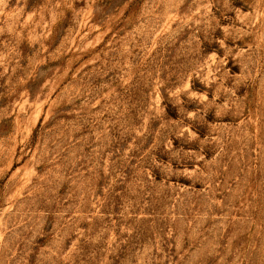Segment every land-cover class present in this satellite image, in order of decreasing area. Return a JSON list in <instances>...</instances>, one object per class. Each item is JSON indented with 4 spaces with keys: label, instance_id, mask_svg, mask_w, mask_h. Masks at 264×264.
Instances as JSON below:
<instances>
[{
    "label": "rangeland",
    "instance_id": "1",
    "mask_svg": "<svg viewBox=\"0 0 264 264\" xmlns=\"http://www.w3.org/2000/svg\"><path fill=\"white\" fill-rule=\"evenodd\" d=\"M0 264H264V0H0Z\"/></svg>",
    "mask_w": 264,
    "mask_h": 264
}]
</instances>
